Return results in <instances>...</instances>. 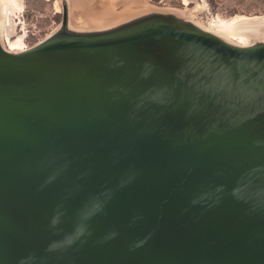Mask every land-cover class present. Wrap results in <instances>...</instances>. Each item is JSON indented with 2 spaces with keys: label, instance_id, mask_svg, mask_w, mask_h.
<instances>
[{
  "label": "water",
  "instance_id": "95a60500",
  "mask_svg": "<svg viewBox=\"0 0 264 264\" xmlns=\"http://www.w3.org/2000/svg\"><path fill=\"white\" fill-rule=\"evenodd\" d=\"M0 264H264V41L158 15L0 42Z\"/></svg>",
  "mask_w": 264,
  "mask_h": 264
},
{
  "label": "rangeland",
  "instance_id": "374dc122",
  "mask_svg": "<svg viewBox=\"0 0 264 264\" xmlns=\"http://www.w3.org/2000/svg\"><path fill=\"white\" fill-rule=\"evenodd\" d=\"M134 1L136 0H77L76 2L86 9H91L92 15L96 17L94 11H102L105 6L107 13L110 14L130 11L131 3ZM20 3L21 10H17L9 4V0H0V22H2L4 34L14 29L12 39L19 35L23 36L25 50L58 32L63 28L65 20L70 29L81 30L82 28L81 14L76 13L81 9L76 7L75 0H20ZM109 5L111 7L107 9ZM146 5L160 12L175 13L178 11L180 19L214 34L216 32L209 26L217 20L238 15L248 17L264 15V0H146ZM253 30L256 31L257 28ZM0 41L5 47L2 38ZM230 42L238 44L232 39ZM253 42L257 41H249L243 46L251 45Z\"/></svg>",
  "mask_w": 264,
  "mask_h": 264
},
{
  "label": "bare ground",
  "instance_id": "6f19581e",
  "mask_svg": "<svg viewBox=\"0 0 264 264\" xmlns=\"http://www.w3.org/2000/svg\"><path fill=\"white\" fill-rule=\"evenodd\" d=\"M76 1L77 0H75L76 7L81 9V10L79 9L80 11H77L76 13L81 14V18H82L81 21L83 24L81 30L79 31H106V30H110V29H113V28H116L122 25L132 24L135 21H138L148 16L171 15V16H176L177 18H180L179 17L180 13L178 11H176L175 13H172V12L167 13V12H160L158 10H154L148 5H146V0H143L140 2L137 0L134 1L133 3H131V8H130L131 10L125 11L122 14L107 13L108 10H106V6L105 7L103 6L104 9L102 11H99V12L94 11V14L96 16L94 17L92 15L91 9H86L84 6L82 7L81 5L77 4L79 2H76ZM21 3H20V0H9V4H11V6L17 10H21V7H22ZM110 7L111 6L109 5L107 9H109ZM263 23H264V15L252 16V17L238 15V16H234V17H230L226 19L217 20V22H215L214 24H211L209 28L214 30L216 32L215 34H217L224 40L230 42V39H232L236 41V43L241 44L240 46H243V45H247L249 41H258V40L264 41V24ZM260 24H263V25H260ZM248 25H251V28L256 27L257 30L255 31L253 29H250V26ZM13 28H14V25L12 26V29ZM4 29L6 30V28ZM4 32L5 31H2V22H0V38L3 39V42L5 43V48L7 50L11 52L25 51V48L23 47L24 41H23L22 35H19L17 36V38L12 39V36L15 33L14 29L13 31L11 32L8 31V33H5V34ZM15 50H18V51H15Z\"/></svg>",
  "mask_w": 264,
  "mask_h": 264
}]
</instances>
